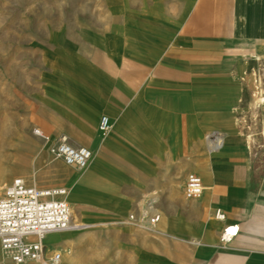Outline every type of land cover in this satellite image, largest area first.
Returning a JSON list of instances; mask_svg holds the SVG:
<instances>
[{"label":"crops","instance_id":"crops-1","mask_svg":"<svg viewBox=\"0 0 264 264\" xmlns=\"http://www.w3.org/2000/svg\"><path fill=\"white\" fill-rule=\"evenodd\" d=\"M171 6L164 21L132 25L112 3L106 22H65L42 45L49 67L26 97L27 123L92 153L67 179L86 228L45 239L60 264H264V164L238 122L264 56V0ZM189 173L198 199L183 195ZM229 225L238 232L222 242ZM0 264H13L1 248Z\"/></svg>","mask_w":264,"mask_h":264},{"label":"rangeland","instance_id":"rangeland-1","mask_svg":"<svg viewBox=\"0 0 264 264\" xmlns=\"http://www.w3.org/2000/svg\"><path fill=\"white\" fill-rule=\"evenodd\" d=\"M173 2L174 0H0V195L4 185L15 177H21L28 184L38 187L64 186L70 190L72 185L67 179L75 174L83 176L88 170L70 167L69 171V167L63 163L53 162L54 158L48 152V147L54 139L49 135L48 140L35 135L34 129L41 132L42 129L31 122L27 123L26 97L32 98V92L36 90L35 86L40 79L37 76L39 70L49 67L47 59L42 57L41 48L43 44H47L51 30L63 27L68 21L85 24L106 22L109 12L105 10V6L112 3L119 6L120 16L128 17L131 24L134 22L132 25L142 21L153 22L155 15H161L164 21L166 17L169 18ZM261 57L246 78L251 92L257 90L254 73H264V56ZM253 121L256 122L253 126L256 143L250 152L254 154L256 149L257 158L263 165L264 107L257 117H251L246 104L238 121L245 136ZM72 208L74 216L78 217L77 223L84 224L80 220L81 206L73 204ZM125 220L134 222L136 217L134 213H129Z\"/></svg>","mask_w":264,"mask_h":264},{"label":"built area","instance_id":"built-area-1","mask_svg":"<svg viewBox=\"0 0 264 264\" xmlns=\"http://www.w3.org/2000/svg\"><path fill=\"white\" fill-rule=\"evenodd\" d=\"M110 128L109 118L101 116L98 130L105 135ZM33 132L46 140L50 138L39 129H34ZM211 142L214 147L220 143L218 139ZM48 152L54 159H60L79 170L87 167L92 156L88 148L74 147L63 137L54 140L49 145ZM203 189L201 178L195 173H189L183 188L184 197L187 200L198 199ZM68 193L67 187H38L28 184L21 177H15L4 185L0 195V248L13 264H60L61 253L47 250L46 237L55 232L86 228L84 224L74 222V211L67 199ZM148 210L152 211L150 205ZM152 214V221L158 220V216ZM215 217L223 220L224 214L216 210ZM237 232V226H226L221 236L222 242L229 241Z\"/></svg>","mask_w":264,"mask_h":264},{"label":"bare ground","instance_id":"bare-ground-1","mask_svg":"<svg viewBox=\"0 0 264 264\" xmlns=\"http://www.w3.org/2000/svg\"><path fill=\"white\" fill-rule=\"evenodd\" d=\"M254 74L257 78L256 81L257 90L251 92L247 103L249 114L251 115V117H257L260 114L261 109L264 107V83H263L264 73L263 74L254 73ZM255 123L256 122L253 121L252 126L251 127L249 126L250 128L246 133V138L248 141L247 145L249 150H251V152L254 144L256 143L254 137V127H253ZM74 222H77L76 216L74 217Z\"/></svg>","mask_w":264,"mask_h":264}]
</instances>
